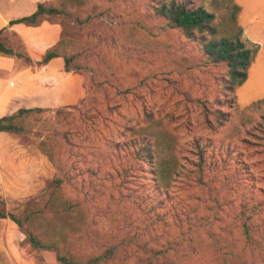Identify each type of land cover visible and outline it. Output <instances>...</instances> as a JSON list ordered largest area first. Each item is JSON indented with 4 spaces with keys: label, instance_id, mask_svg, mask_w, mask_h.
<instances>
[{
    "label": "rangeland",
    "instance_id": "rangeland-1",
    "mask_svg": "<svg viewBox=\"0 0 264 264\" xmlns=\"http://www.w3.org/2000/svg\"><path fill=\"white\" fill-rule=\"evenodd\" d=\"M39 1L65 0H0V8L25 16ZM190 1L214 12L221 32L230 28L225 2ZM234 2L242 40L259 45L234 91L225 87L228 67L159 16L158 0H68L71 17L9 21L3 36L20 55L0 53V72L20 95L5 99L0 115L39 109L20 120L28 132L0 137V209L22 215L62 176L64 195L88 214L82 229L69 225L77 256L123 240L108 264H264V105L253 106L264 98V0ZM61 38L80 69L67 71L62 59L40 63ZM218 110L230 113L223 124ZM168 136L179 167L165 186L139 148ZM196 143L204 183L194 180ZM24 238L0 217V264H61Z\"/></svg>",
    "mask_w": 264,
    "mask_h": 264
},
{
    "label": "trees",
    "instance_id": "trees-1",
    "mask_svg": "<svg viewBox=\"0 0 264 264\" xmlns=\"http://www.w3.org/2000/svg\"><path fill=\"white\" fill-rule=\"evenodd\" d=\"M68 0L62 2L61 7H57L47 2L39 1L36 10L25 16H21L10 21V25L26 24L38 25L47 16H58L61 14L71 15L67 5ZM222 4L228 10L226 23L230 28L221 32L215 22L216 14L209 11L203 5L194 6L190 0H158L156 10L159 16L163 17L167 23L174 28H179L183 34L193 40H199L205 55L214 63H223L228 67V78L225 87L229 91H234L248 77V71L254 62L259 51V45L250 46L242 40L241 35L244 30L238 25L237 15L240 6L234 0H222ZM71 17V16H70ZM79 23L86 20L77 19ZM4 28H0V53L7 55H20L14 48L7 46L4 38ZM70 41L66 38L58 39L53 46L46 49L40 63L48 64L53 60L62 59L67 71L81 68L80 62H76L74 54L67 52ZM264 105V98L253 104L255 108ZM35 108L21 107L17 111L0 117V131L10 133L28 132L27 128L20 123L24 114L38 110ZM219 124L228 120L230 113L222 110L217 111ZM260 126H264V114L262 115ZM167 133V131H166ZM198 152V163H194L196 175L194 180L204 183L205 157L196 143ZM161 149L168 151V156H157ZM175 146L172 137L168 136V141L146 140L139 148V155L142 162L151 167L159 183L165 186L170 185V177L179 167V159L175 154ZM51 159L54 160L53 156ZM180 167L185 168V164ZM64 177L55 176L51 188L43 196V202L29 200L23 208L22 215L6 213L0 209V217H9L15 222L21 232L25 235L24 242L37 251H53L56 259L61 264H108L109 261L123 247V240L111 242L101 252L88 257H80L71 250L69 240V225L73 230H80L87 222L88 214L82 203L68 198L64 195L62 185ZM62 218L67 223L62 222Z\"/></svg>",
    "mask_w": 264,
    "mask_h": 264
},
{
    "label": "crops",
    "instance_id": "crops-1",
    "mask_svg": "<svg viewBox=\"0 0 264 264\" xmlns=\"http://www.w3.org/2000/svg\"><path fill=\"white\" fill-rule=\"evenodd\" d=\"M36 7L37 6H34V5L31 6V9L29 10L28 13L29 14L33 13L36 10ZM8 10H9L8 8H6V9H2V7L0 8V28L6 27V25L9 23V21H11L12 19H15L14 17H16V18L21 17V16L13 15ZM16 25H18V24H16ZM10 80H11L10 79V75H7V76L5 75L4 79H3L2 73L0 72V109H1V107H2V109H3V107H5V105L2 104V102L5 99H7V101L8 100H12L14 96L20 95V94H17V93H19V92H17V88H14L13 86H10V84H9ZM3 115H5V114L2 113L0 115V117L3 116ZM0 132H2V133H0V137L3 136V135H6L8 133V132H4V131H0Z\"/></svg>",
    "mask_w": 264,
    "mask_h": 264
}]
</instances>
